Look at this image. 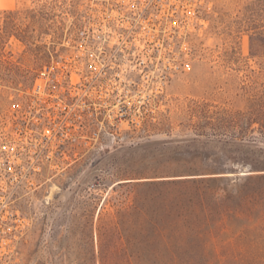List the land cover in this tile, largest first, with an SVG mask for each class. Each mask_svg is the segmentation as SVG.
Segmentation results:
<instances>
[{"label": "rangeland", "instance_id": "374dc122", "mask_svg": "<svg viewBox=\"0 0 264 264\" xmlns=\"http://www.w3.org/2000/svg\"><path fill=\"white\" fill-rule=\"evenodd\" d=\"M100 46L123 47L128 63L99 93ZM263 94L253 0H0V264H73L74 227L117 213L118 183L191 175L194 160L209 169L198 174H264V134L248 122ZM100 95L111 106L91 147ZM258 234L236 255L264 264Z\"/></svg>", "mask_w": 264, "mask_h": 264}, {"label": "trees", "instance_id": "16d2710c", "mask_svg": "<svg viewBox=\"0 0 264 264\" xmlns=\"http://www.w3.org/2000/svg\"><path fill=\"white\" fill-rule=\"evenodd\" d=\"M248 122L264 134V94L250 104ZM208 170L194 160L191 175L117 184L125 205L74 227L81 238L73 264H254L236 250L246 253L264 234V174H198Z\"/></svg>", "mask_w": 264, "mask_h": 264}, {"label": "built area", "instance_id": "2783aa9c", "mask_svg": "<svg viewBox=\"0 0 264 264\" xmlns=\"http://www.w3.org/2000/svg\"><path fill=\"white\" fill-rule=\"evenodd\" d=\"M98 54H94L96 59L92 61V79H93V89H95L97 92L100 93V89H102L103 84L106 83L109 79H112L114 76L119 77L122 80V77H124V72L126 71L127 66V59H126V53L125 49L123 47H115V46H100L97 48ZM109 52L111 53L110 60L106 61L102 58L101 61L100 58L104 54ZM144 61H140L139 65H143ZM41 75H45L44 72H41L35 82L41 78ZM115 78V77H114ZM167 76L164 75L162 79H166ZM41 86L37 83L34 86L35 91H40ZM99 89V90H98ZM102 95L96 97L93 96L91 99V105H92V114L90 119V125H89V136L87 137L89 140L85 141V144L87 146L91 147H99L103 145L104 143V137L101 135V130L103 129L98 128L97 125L101 124L103 120H101L100 116L109 115V106H111L107 101H103V104H100L98 99L102 100ZM98 101V102H97ZM97 105H100L101 107L97 108ZM119 122H123V119H119ZM105 131V130H104ZM84 137V135H82ZM85 138V137H84ZM73 142H77L78 138H71Z\"/></svg>", "mask_w": 264, "mask_h": 264}, {"label": "water", "instance_id": "95a60500", "mask_svg": "<svg viewBox=\"0 0 264 264\" xmlns=\"http://www.w3.org/2000/svg\"><path fill=\"white\" fill-rule=\"evenodd\" d=\"M251 173L250 172H248V171H246V172H241V176H247V175H250ZM118 184H120V183H118Z\"/></svg>", "mask_w": 264, "mask_h": 264}]
</instances>
